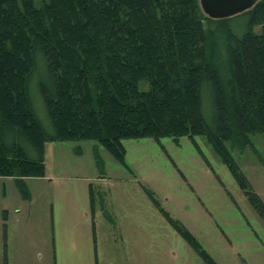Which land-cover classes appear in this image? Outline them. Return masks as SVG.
I'll use <instances>...</instances> for the list:
<instances>
[{
  "label": "trees",
  "instance_id": "1",
  "mask_svg": "<svg viewBox=\"0 0 264 264\" xmlns=\"http://www.w3.org/2000/svg\"><path fill=\"white\" fill-rule=\"evenodd\" d=\"M260 134L264 0L225 19L198 0H0V177L22 187L44 177L47 142L93 141L126 167L123 140L187 137L201 153L195 137L205 136L264 221L228 145L245 150ZM147 195L204 264H217Z\"/></svg>",
  "mask_w": 264,
  "mask_h": 264
},
{
  "label": "rangeland",
  "instance_id": "2",
  "mask_svg": "<svg viewBox=\"0 0 264 264\" xmlns=\"http://www.w3.org/2000/svg\"><path fill=\"white\" fill-rule=\"evenodd\" d=\"M251 139L228 145L264 202V134ZM195 141L201 153L187 137L123 140L126 167L93 141L47 142L44 177H0V264H204L147 191L217 264H264L263 219L206 137Z\"/></svg>",
  "mask_w": 264,
  "mask_h": 264
},
{
  "label": "water",
  "instance_id": "3",
  "mask_svg": "<svg viewBox=\"0 0 264 264\" xmlns=\"http://www.w3.org/2000/svg\"><path fill=\"white\" fill-rule=\"evenodd\" d=\"M205 16L211 19L231 18L252 9L260 0H198Z\"/></svg>",
  "mask_w": 264,
  "mask_h": 264
}]
</instances>
